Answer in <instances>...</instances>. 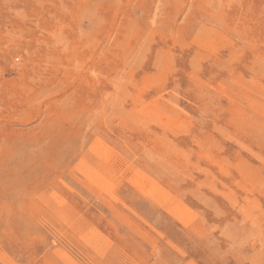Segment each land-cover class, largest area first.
<instances>
[{"label": "rangeland", "instance_id": "rangeland-1", "mask_svg": "<svg viewBox=\"0 0 264 264\" xmlns=\"http://www.w3.org/2000/svg\"><path fill=\"white\" fill-rule=\"evenodd\" d=\"M0 264H264V0H0Z\"/></svg>", "mask_w": 264, "mask_h": 264}, {"label": "bare ground", "instance_id": "bare-ground-1", "mask_svg": "<svg viewBox=\"0 0 264 264\" xmlns=\"http://www.w3.org/2000/svg\"><path fill=\"white\" fill-rule=\"evenodd\" d=\"M64 42H65V41H64ZM101 56H102V55H101ZM101 56H100V57H101ZM89 61H90V60H89ZM113 110H114V109H113Z\"/></svg>", "mask_w": 264, "mask_h": 264}]
</instances>
